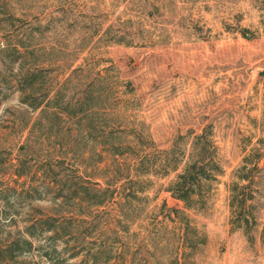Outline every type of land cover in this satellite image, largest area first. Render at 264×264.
Returning <instances> with one entry per match:
<instances>
[{"label":"rangeland","instance_id":"1","mask_svg":"<svg viewBox=\"0 0 264 264\" xmlns=\"http://www.w3.org/2000/svg\"><path fill=\"white\" fill-rule=\"evenodd\" d=\"M263 228L264 0H0V264H264Z\"/></svg>","mask_w":264,"mask_h":264},{"label":"trees","instance_id":"2","mask_svg":"<svg viewBox=\"0 0 264 264\" xmlns=\"http://www.w3.org/2000/svg\"><path fill=\"white\" fill-rule=\"evenodd\" d=\"M198 138L200 139L202 136H198ZM198 138L196 139L198 140ZM197 144V142H194L190 159L186 161L182 171L177 174L175 179L172 180L167 187V190L170 191L174 197L183 201L185 206L189 209H200L207 206L211 181L215 180L217 175L223 171V167L215 155L207 160L205 146L200 148L198 154L195 153ZM138 166L140 174H151L158 171L156 168H153L155 166L154 164L147 165L143 159H140ZM161 167H164L165 171L161 174L167 175L169 171L177 170L180 164L177 161L174 164H162ZM238 178L240 180L238 182H233L231 188V203L235 207L231 222L233 225H237V227L245 228L248 232L251 225L256 221L251 210V201L254 198V194L246 192V188L250 186V182L247 184H241L240 182L248 180V176L239 175ZM239 188H241V191L238 192ZM101 203H103V199L97 201V204Z\"/></svg>","mask_w":264,"mask_h":264}]
</instances>
